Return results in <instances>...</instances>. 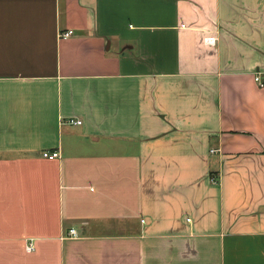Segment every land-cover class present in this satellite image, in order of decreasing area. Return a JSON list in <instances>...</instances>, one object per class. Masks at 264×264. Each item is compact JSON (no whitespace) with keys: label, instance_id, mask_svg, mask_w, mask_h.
<instances>
[{"label":"crops","instance_id":"crops-1","mask_svg":"<svg viewBox=\"0 0 264 264\" xmlns=\"http://www.w3.org/2000/svg\"><path fill=\"white\" fill-rule=\"evenodd\" d=\"M256 74L264 0H0V264H264Z\"/></svg>","mask_w":264,"mask_h":264},{"label":"built area","instance_id":"built-area-1","mask_svg":"<svg viewBox=\"0 0 264 264\" xmlns=\"http://www.w3.org/2000/svg\"><path fill=\"white\" fill-rule=\"evenodd\" d=\"M72 35H73V31L68 30V31H65V32H61L59 34V37L62 38V39H67V38L71 37ZM204 43L208 44V45H214L215 38H213V37L205 38L204 39ZM254 81L257 83L259 88H263L264 87V84L261 82L260 77H259L258 74L255 75ZM68 123L71 124V125H77V126L81 125V121L73 120V119H69ZM213 152L214 151H211V153H213ZM42 156L44 158L48 159V160H55V159L59 158V154H58L57 151L56 152H51V153L45 152V153H43ZM68 234H69L70 237H74L75 236V231L74 230H70ZM25 250L28 253L33 251V246H32V244L30 242L26 245Z\"/></svg>","mask_w":264,"mask_h":264}]
</instances>
